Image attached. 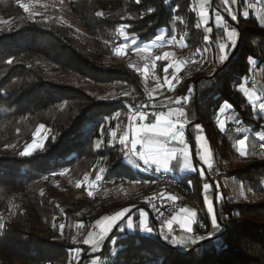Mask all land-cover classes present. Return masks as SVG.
I'll list each match as a JSON object with an SVG mask.
<instances>
[{
    "label": "trees",
    "instance_id": "1",
    "mask_svg": "<svg viewBox=\"0 0 264 264\" xmlns=\"http://www.w3.org/2000/svg\"><path fill=\"white\" fill-rule=\"evenodd\" d=\"M243 1L236 4L242 32L236 54L223 66L226 59L220 60L219 44H227L226 36L213 26L207 44L209 68L183 79L174 93L186 98L180 107L189 139L205 136L218 168L238 161L234 142L241 136L218 130L217 115L224 103L231 105L243 128L264 133L263 118L240 89L254 68L261 70L264 86V27L252 15L241 16ZM21 3L26 4L0 0V264H70L74 249L82 250L75 264H90L97 257L99 264H264V161L236 165L219 175L238 179L253 192L255 202L217 200V228L202 210L194 232L203 239L181 231L174 236L153 220V231L143 234L135 214L134 228L129 230L124 219L108 232L99 252L89 254L88 245L72 242L76 224L88 222L86 207L95 204L88 198L73 199L74 179L98 158L110 164V175L143 178L125 165L121 146L110 142V133L127 122L128 106L147 100L141 72L130 67L133 49L115 54L123 45L117 29L128 25L127 35L139 43L165 30L177 40L184 37L183 55L195 53L205 47L193 0H64L60 8L38 13L25 12ZM224 8L222 0H213L212 19L219 10L228 20ZM111 91L117 95L102 99ZM197 124L202 126L199 131ZM41 125L49 132L45 143L21 155ZM194 160L197 163L196 151ZM178 179L179 195L199 205L203 184L215 186L212 177H202L199 171ZM58 200L70 206L62 210V240L53 230ZM125 207L114 204L103 211L114 214Z\"/></svg>",
    "mask_w": 264,
    "mask_h": 264
},
{
    "label": "snow or ice",
    "instance_id": "2",
    "mask_svg": "<svg viewBox=\"0 0 264 264\" xmlns=\"http://www.w3.org/2000/svg\"><path fill=\"white\" fill-rule=\"evenodd\" d=\"M225 8L224 11L228 13V15L231 17L232 20H236L237 16L233 12L230 5L238 3V0H222ZM247 3V0H245ZM136 3H140V0H136ZM200 5L199 7V16L201 21L207 25V17L208 12L205 11V6L207 4V0H194V10L196 5ZM25 12L29 11V5L21 3L20 5ZM149 11H152L149 9ZM97 16H102L103 13L98 12L96 13ZM244 15H247V12L244 13ZM215 25L217 28H222L224 30V33L226 34V37L231 45L235 44V38L238 36V32L236 29H229L227 26V22L225 21L223 15L220 14L219 10L216 11L215 15ZM200 25L198 24L197 27ZM128 25H120L117 31L119 34L124 37L125 40L129 39V36L127 35L126 29L128 28ZM206 32L209 35L204 36V40L206 44L210 42V34L212 33V28L206 27ZM223 39V37H221ZM131 44L134 46V50L136 52H147L153 47H160L165 44L177 46V44L180 47H186L187 45L184 43V37H180V40L177 41L176 36H167V34L164 31H161L158 33L155 38L150 41L149 43L140 45L137 43V40L135 37H131ZM229 45H226L224 43L219 44V50L222 53L220 56V60L223 61L227 59L226 55V49ZM128 48V44H123L120 47H117L115 50L116 55H121L126 49ZM208 48L205 47L203 49H197L196 52L193 54V56H201L204 52H207ZM171 56H173V53L166 52L163 56H156L155 60H168ZM195 62V61H194ZM249 62L253 63L254 61L252 58H249ZM8 63H12L11 60L8 61ZM185 63V61H175V62H169L165 68V77H164V85L168 87L169 90H173V81L175 80V77L172 78V80H169L167 73L169 68H172L174 72L178 73L181 71V66ZM155 65L153 64V67ZM130 67H133L130 65ZM145 72L148 71V67L145 66L144 69ZM161 85L157 84V88H160ZM240 89L244 91L249 97H255V99L259 100L260 97L256 96L255 93H248L247 88H245L244 84L240 85ZM155 91V90H153ZM149 98H152V94H149ZM186 98H178L175 103L181 104L182 100ZM147 107V105H138L135 109H132L130 107L129 111L131 115L129 116V125L127 129L123 132V134L119 135V143L125 150V159L128 160V162L133 167H140V164L138 161H142L144 165H156L157 170L163 169L164 171H172L174 168V162L179 165V171H196V167L191 162L192 158V152L190 148L187 145V141L185 140V132L184 129L186 127L185 125V119H186V113L182 108H168L167 106H164L167 108V110L162 111H155L156 106L152 105L153 112L147 113L143 111L142 109ZM260 109L264 111V103H261L259 105ZM119 114H117L118 116ZM149 116L154 117V122L147 123ZM44 126L41 125L40 128H43ZM197 130L199 131L202 126L197 124L196 125ZM224 122H221V131H224ZM39 131V129H37ZM239 131V129H237ZM35 135V134H34ZM111 137L115 140L117 137V132L114 130L110 133ZM256 136L258 137L260 144L259 147L261 149H264V134L256 133ZM206 140L205 136L197 135L196 141H197V151L196 155L199 157V160L201 163L206 165L207 167H211L212 165L209 163V155L210 150L206 147H204L203 142ZM249 138L245 136L243 139H239L237 142V151L240 156H247L249 155V144H248ZM39 145H36L33 143L32 145H29L25 148L24 152L21 153V155H28L30 154L31 150L35 147H38ZM96 147H100V142L96 143ZM100 173H103L104 169L99 170ZM63 174V173H61ZM201 176L204 175V170H200ZM85 181L88 180V177L85 176ZM96 181L101 180V175L97 174L95 177ZM191 183V181H189ZM77 187H81L82 185L80 183H77ZM91 187V185H89ZM212 185L209 183L203 184V190L205 193V203L207 204L208 212L211 214L212 219L211 223L213 228L218 227L217 218L214 212V205L213 202L207 199V193L211 189ZM41 195H43V192H41ZM89 196H92V191L88 192ZM163 200H170L172 202L177 201V197L175 195L169 194L167 196H164L161 194L160 197H158ZM155 207V206H154ZM130 209H123L117 213H115L111 217H103L102 219H99L95 222L94 228H98L99 231L95 234L93 232H89L86 239L83 240V243L86 245H89L92 249V251L98 252L100 250V241L104 239L105 235L111 231L113 226H115L116 222L118 220H121L125 217V214L129 212ZM163 215V213H160ZM141 219L139 222V229L141 231L151 233L153 229L148 225L146 220V213L141 211L140 213ZM197 216V213L195 211H191L186 207L179 208L178 210H175V214L171 215L169 219H166L163 221L161 227L162 229L166 228L169 233L174 231V226L178 225L180 229L184 232L191 233L193 231V224L195 223V217ZM78 228H83L84 224L83 222H79L76 225ZM2 227V225H0ZM59 228L61 231L64 230L65 225L60 224ZM127 228L133 229V221L131 218L127 219ZM168 238L167 236L165 237ZM200 239H203L201 237ZM174 242L179 243V240H176L175 237H173ZM193 243L195 240L192 241ZM81 249H74V253L81 252ZM92 264H99V257L94 259L92 261Z\"/></svg>",
    "mask_w": 264,
    "mask_h": 264
},
{
    "label": "crops",
    "instance_id": "3",
    "mask_svg": "<svg viewBox=\"0 0 264 264\" xmlns=\"http://www.w3.org/2000/svg\"><path fill=\"white\" fill-rule=\"evenodd\" d=\"M236 4L230 5V7L232 8L234 13H236ZM212 5H213V0H207V4L205 6V11L208 12L207 25H205L200 19V16H199L200 5L197 4L195 6V12L197 15V23L196 24L200 25L198 28L202 32L204 42H205L204 36L209 35L206 32V27H210L213 30V26H216L215 25V17L212 19V16H211ZM193 6H194V0H193ZM245 12H247L246 16L244 15ZM240 14L242 17H245V18L252 15L253 17H255L260 22V25L262 27H264V0H255L254 3L249 2L248 0H247V3L245 1H243L241 3V6H240ZM161 31H164L166 33L165 30H160L159 33ZM211 35H212V33L210 34V40H211ZM225 36H226V34H225ZM122 40H123V44H128V48L133 49L132 51L134 52V54L136 53L138 55L143 56V63H142V67L140 68V70H141V72H143L144 76L147 77L150 75L154 79V80H152V84H149V83L147 84V81L143 77V80L147 85V88H146V91H147L146 105H147V107L153 108L152 105H155L156 106L155 111L167 110V108L164 106H167L168 108H177V107L181 108L180 104L175 103V101L180 97H176L174 95V93L177 90V88L179 87V85L181 84V80H182V76H183V70H184V64L181 66V71H179L178 73L174 72L172 68H169V70H168V73H167L168 78L175 77V80L173 81V90H169L168 87L164 85V77H165L164 68L169 62L184 61L183 60L184 59L183 54L181 53V51L184 47H180L177 44L178 53L175 52V49H174L175 46L168 45V44H165V45L160 46V47H153L147 52H136L134 50V46L131 44V37L130 36H129L128 40H125L124 37H122ZM177 41H179V40H177ZM226 41H227V44L229 43L230 47H233L235 45V44L231 45L230 42L228 41L227 37H226ZM137 43L140 45L146 44V43H139V42H137ZM230 51H231V49L227 50V52H228L227 57H228ZM166 52L173 53V56H171L168 60H163V59L155 60L156 56H163L164 53H166ZM153 64L155 65L154 67H153ZM145 66L148 67L147 72L144 71ZM157 84H160L161 87L157 88ZM242 84H244L245 88H247L248 93H255L256 96L260 97L259 100L255 99V97H249V95H248V97H246L244 94V91H242L244 96L246 97L247 101L249 102V104L263 118V121H264V111H262L259 107V105L261 103H264L261 101V97L263 95V90H264V86L262 84V79H261V70L258 68H254L251 76L248 77V79H244ZM153 90H155V91H153ZM164 90L167 93L166 95L163 94ZM149 94H152V98H149ZM222 106L224 107L222 114H220V117H218L219 116V112H218V115H217L218 130L222 134H227V135L232 136V137L241 135L239 139H243L245 136H247L249 138V140H248L249 155H247V156L242 157L239 155V153L237 151V142L239 139L234 142V147H235L236 152L238 154V162L240 164H245L246 162H249V161H264V149H261L259 147L260 141H259L258 137L256 136V133H251L249 128H247V127H244L242 129V131L239 133L233 131L232 127L236 124L241 123V121L236 120L237 119L236 116H234L235 118L228 120L229 114H231L232 107L229 103H224ZM130 115L131 114L128 111L127 122L125 123V125L123 127H121L120 132H117V134H118L117 142H116V139L114 140L112 138L113 143L120 145L119 135L123 134V132L127 129L128 125H129V116ZM221 122H224V127H225L224 131H221ZM263 125H264V123H263ZM187 131L188 130H187V126H186L184 129V132H185L184 138L187 141L188 147L192 151L191 162L196 167V169H197L196 171L200 172L201 168H203L204 175L202 177H204L205 175H208L209 177H212L215 180V186L210 181L205 182V183H209L210 185H212L211 189L207 193V199L213 202L215 215H216V204H215V202H217V200H221L224 197L226 199H229V200L231 199L233 201H239V202H245L247 200L250 201L251 199H253V194L248 193L247 190L245 189L244 185L242 183H240L239 181H237L236 179L227 178V177L219 178V175L222 174L224 170H222V168L219 169L216 166L214 154H213V157L211 160V165H212L211 167H207L206 165L201 163L200 160H198L197 163L195 162L193 154H194V151L197 150L196 140H190ZM257 133L264 134L263 132H257ZM121 148H122V153L124 156V163L128 167V169H130L132 172H135V173L139 174V176H142L143 169L157 170L156 165H152V164L144 165L142 161H138V163L140 164L139 168L133 167L128 162V160L125 159L124 148L122 146H121ZM197 159H199V158H197ZM202 164L204 167L202 166ZM157 171L171 172L177 178H182L188 174L196 172V171H183V172H181V171H179V165L176 164L175 162H174V168L172 171H164L163 169L157 170ZM215 173H217V174H215ZM189 185H190V183H189ZM138 189H139V179L137 181L132 182L127 187H125L124 191H122L121 193H125V194L129 195V194L135 193ZM181 203L182 204L179 208L186 207L189 210L195 211L197 213V216L195 217V223L193 224V231L191 233L184 232L180 229V227L178 225L174 226V228H178L181 232L189 234L192 236L194 229H195V224L198 222L199 217H200L198 209L203 210L206 217L211 221L212 216L208 212L207 204L205 203V193H203V195H202L201 205H199L195 201L189 200V199L184 198V197L182 198ZM123 209H130V211L125 214V217L123 219L118 220L116 222L115 226L120 224L124 219L126 220L125 224L127 226V219L131 218L133 221L135 214L138 215L139 220H140L141 219L140 213H141V211H143L144 213H146L147 223L151 227L152 218H151L149 212L147 210H145L144 208H142L141 206L129 204L127 207H125ZM123 209H121V210H123ZM121 210H119V211H121ZM119 211H117V212H119ZM117 212H115V213H117ZM114 214H105V215H107V217H111ZM133 225H134V222H133ZM115 226H113V228ZM164 229H166V228H164ZM129 230H132V229H129ZM96 231L98 232L99 229L96 228ZM96 231L94 233H96ZM142 233L148 234L147 232H144V231H142Z\"/></svg>",
    "mask_w": 264,
    "mask_h": 264
},
{
    "label": "rangeland",
    "instance_id": "4",
    "mask_svg": "<svg viewBox=\"0 0 264 264\" xmlns=\"http://www.w3.org/2000/svg\"><path fill=\"white\" fill-rule=\"evenodd\" d=\"M63 1L64 0H25V2H26V4H28L29 5V12H31V13H38L37 11H40V10H43V11H46V10H53L54 8H53V6L54 7H57V8H60L59 6H61L62 4H63ZM245 1V0H244ZM249 2H252V3H254L255 1H250V0H248ZM58 3V4H57ZM240 6H241V4H240ZM51 8V9H50ZM240 12V11H239ZM236 16H237V11H236ZM250 17V16H249ZM249 17H247V18H249ZM229 18L231 19V17L229 16ZM243 18H245V17H243ZM247 18H245V19H247ZM232 20V19H231ZM226 21V20H225ZM235 24H238V16H237V19L234 21V20H232ZM227 22V26H228V24H229V22H228V20L226 21ZM230 26H232L231 24H229ZM239 26V25H238ZM233 27V26H232ZM234 28V27H233ZM235 29V28H234ZM226 45H229V43L228 44H226ZM233 47H230V46H228L227 47V49H226V51L227 50H229V49H232ZM174 49H175V52H177L178 53V47L177 46H175L174 47ZM180 52V51H179ZM182 53V52H181ZM191 54H194V53H189V54H187V55H183V57H184V59L183 60H185V58H187L188 56H190ZM207 55L208 54H206V57L205 58H203V57H200L199 58V64L200 63H204V65H205V70L207 69V68H209V57H207ZM142 63H143V56H141V55H138V54H136L135 53V59H134V61L132 62V66L135 68V69H137V70H139L140 72H141V70H140V68L142 67ZM204 70V71H205ZM203 71V72H204ZM202 72V73H203ZM201 73V74H202ZM141 74H142V79H143V77H144V79L147 81V84L149 83V84H152V80H154L153 79V77L152 76H144V74H143V72H141ZM172 79V77H170L169 78V80H171ZM143 82H144V80H143ZM145 83V82H144ZM145 86H146V88H147V85H146V83H145ZM163 94L164 95H166L167 93H165V92H163ZM244 94H245V96L246 97H248V95L244 92ZM117 95V93L116 92H113V91H111L110 93H108V94H106V96H103V98L102 99H104L105 97H107V96H109V97H111V96H116ZM140 103H146V101H143V102H140ZM139 103V104H140ZM139 104H137V105H139ZM137 105H134V106H131V108L132 107H135V106H137ZM223 106H221V109L219 110V116L218 117H220V114H222V112H223ZM130 113V112H129ZM235 115L233 114V113H231V114H229V118H228V120L230 119H233V118H235L234 117ZM238 124H236V125H234L233 127H232V129H233V131H235V132H237L235 129H234V127H236ZM37 129H39V131H35L34 132V134H33V137H32V141H31V143L29 144V145H32L33 143H35L36 145H39L38 147H35V148H33L32 150H31V152L30 153H32L33 151H35V150H37L39 147H42L43 146V144L45 143V141H46V138H47V136H48V130L45 128V127H43V128H40V126L37 128ZM116 132H120V130L117 128L116 130H115ZM198 135H201V134H198ZM203 136V135H202ZM195 138V140H196V136L194 137ZM117 138H116V142H117ZM110 142H112L113 143V141H112V137H111V140H110ZM196 144H197V141H196ZM28 145V146H29ZM95 145H96V143H95ZM203 145H204V147H206V148H208L209 150H210V155H209V163L211 164V160H212V157H213V152H212V150H211V148H210V145H209V142H208V140L206 139L204 142H203ZM27 146V147H28ZM196 148H197V146H196ZM195 148V149H196ZM195 151H197V150H195ZM192 152V151H191ZM194 155V154H193ZM197 156V155H196ZM197 158H199L198 156H197ZM199 160V159H198ZM104 164H105V161L104 160H102V159H97L96 161H95V163L93 164V166L83 175V176H81V177H78V178H76V179H74L71 183H70V188H71V190H72V197H73V199L74 200H78L79 198H88L89 200H94L95 201V204L94 205H92V206H90V207H86V212H87V219H88V222H83V224H88V225H90L92 228H91V231L90 232H93V234H94V236H95V234L97 233V231H96V228H94V225H95V222L97 221V220H99V219H102L103 217H107V215H105V214H107V213H105V211H103V208H106L107 206H110V205H114V204H118V205H124V204H127V206L129 205V204H134V205H139V206H141L140 204H138V203H136L135 201H134V199L136 198V196L139 194V191H140V187H139V189L135 192V193H132V194H129V195H127V194H125V193H121L122 191H124V189H125V187H127L128 185H130L132 182H134L133 180H131V183H126V184H122V185H119V186H117V187H109V188H103V189H100V186L98 185V183L99 184H103L104 182H106L110 177H111V175L110 174H108V175H106V176H102L101 175V173H100V169H103L104 168ZM226 164H228V166L226 165ZM243 167L244 165L243 164H240L238 161H236V163L235 162H233V161H230L229 160V162H226L225 163V166H223L222 167V170H224V171H226V170H228V168L229 169H231L232 167ZM202 166H203V164H202ZM204 167V166H203ZM201 169H203V168H201ZM219 169H221V168H219ZM95 170H97V174H100L101 175V180L100 181H96L95 180V182L94 181H92V183H91V187L89 188H87V189H85L84 190V186H83V184H85L87 181H90L91 180V177L92 176H94V171ZM96 174V175H97ZM215 174H217V173H215ZM63 176L65 175V174H62ZM85 176H87L88 177V180L87 181H85ZM96 177V176H95ZM233 179H236V178H233ZM237 181H239L238 179H236ZM240 182V181H239ZM77 183H80L82 186L81 187H77L76 185H77ZM241 183V182H240ZM243 184V183H242ZM244 185V184H243ZM244 187H245V189L247 190V192L248 193H250V194H253V192L252 191H250L245 185H244ZM89 191H92V193H93V195L92 196H89L88 195V192ZM242 192V191H241ZM243 193V192H242ZM186 198L185 196H182V195H179L177 198V200L180 202V206H181V201H182V198ZM228 201H230V202H233V203H244V204H251V203H254L255 202V199H254V196H253V199H251L250 201H245V202H239V201H233V200H229V199H227ZM59 201V200H58ZM62 203V204H61ZM69 205L68 204H65V203H63L61 200L58 202V205H57V210H58V213H57V221L55 222L56 224L54 225V227H53V230H54V233L57 235V236H60L59 238L62 240L63 239V237H64V231H65V228H64V230L63 231H61L60 230V228L58 229V223L60 222V221H62V223L61 224H64V225H66V222H65V219H64V217H63V215H62V210L63 209H69L70 208V206L68 207ZM179 206V207H180ZM142 207V206H141ZM143 208V207H142ZM85 210V209H84ZM199 210L200 209H198V212H199ZM146 218V217H145ZM147 220V219H146ZM77 225V224H76ZM96 231V233H94ZM81 235V233H80V228H78L77 226L75 227V235H74V237H73V241L72 242H74L75 243V239L76 238H79V236ZM107 235V234H106ZM105 235V236H106ZM87 238V237H86ZM85 238V239H86ZM104 239H105V237H104ZM103 241L104 240H101L100 241V249H101V247H102V244H103ZM84 244V243H83ZM100 251V250H99ZM98 251V252H99ZM96 253V252H95ZM89 254H94V252L92 251V249H91V247H90V251H89ZM80 259V252L79 253H74L73 251H71V253H70V264H72L73 263V261L74 262H77L78 260ZM96 259V258H95ZM94 260V259H93ZM90 264H92V262L90 263Z\"/></svg>",
    "mask_w": 264,
    "mask_h": 264
},
{
    "label": "built area",
    "instance_id": "5",
    "mask_svg": "<svg viewBox=\"0 0 264 264\" xmlns=\"http://www.w3.org/2000/svg\"><path fill=\"white\" fill-rule=\"evenodd\" d=\"M204 47H207L206 42H204ZM206 53L208 54L207 57H209V49ZM184 61L185 63H184L182 80L185 78H192L198 74H201L205 70L204 63L199 64L198 56L194 57L193 54H191L190 56L185 58ZM164 92L166 93L165 90ZM139 105H146V103H140ZM128 108L130 109L129 106ZM135 108L136 106L132 107V109ZM142 110L147 113H152L154 109L145 107ZM145 122L147 123L154 122V117L149 116L147 121ZM185 124H186V119H185ZM234 129L236 131L237 129H239V131H237L238 133L241 132L243 129V124L239 123L236 127H234ZM116 138L118 139V134ZM103 169L104 171L103 173H101L102 176H106L110 174L111 166L109 163L105 162ZM96 174H97V170L94 171V176L91 177V180L83 184L84 190L87 189L89 185H91L92 181L95 182ZM142 177L143 178L139 179L140 191L139 194L134 199V201L140 204L145 210L149 212L155 225L161 226L164 220L169 219L171 215L175 214V210L179 209L180 202L178 200L175 202H172L170 200L162 201V199L158 197H160L161 194H163L164 196L172 194L178 197L179 179L171 172H162V171L150 170V169H143ZM126 183H131V179L125 176L111 175V177L106 182H104L103 184L98 183V185L100 186V189H103L109 187L112 188L117 187L119 185ZM160 213H163V215H161ZM202 213L203 212L200 209L199 215L201 216ZM61 223L62 221L58 223V229ZM91 228L92 227L90 225L84 224V227L80 228L81 235L79 236V238L75 239V243L83 244V240L88 236V233L91 231ZM179 232L180 230L178 228H174V231L171 232V234L176 236ZM192 236L195 239H199L201 237V234L199 232H193ZM72 264H75V262L73 261Z\"/></svg>",
    "mask_w": 264,
    "mask_h": 264
},
{
    "label": "water",
    "instance_id": "6",
    "mask_svg": "<svg viewBox=\"0 0 264 264\" xmlns=\"http://www.w3.org/2000/svg\"><path fill=\"white\" fill-rule=\"evenodd\" d=\"M228 22L230 23V24H234L235 25V27H236V30H237V32H238V38H237V41H236V43H235V45L233 46V48L231 49V51H230V53H229V55H228V57H227V59H226V61L223 63V66L236 54V52L238 51V49H239V46H240V43H241V39H242V32H241V30H240V28H239V26H238V24H235L229 17H228ZM222 68V66L218 69V71H220V69ZM195 83H197V82H195ZM215 204H216V202H215Z\"/></svg>",
    "mask_w": 264,
    "mask_h": 264
},
{
    "label": "bare ground",
    "instance_id": "7",
    "mask_svg": "<svg viewBox=\"0 0 264 264\" xmlns=\"http://www.w3.org/2000/svg\"><path fill=\"white\" fill-rule=\"evenodd\" d=\"M230 24V23H229ZM235 29H236V27H235V25L234 24H231Z\"/></svg>",
    "mask_w": 264,
    "mask_h": 264
}]
</instances>
